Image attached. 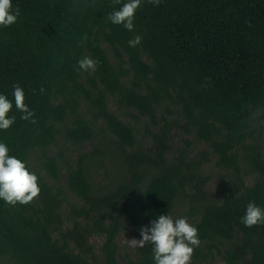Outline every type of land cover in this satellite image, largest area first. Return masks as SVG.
Listing matches in <instances>:
<instances>
[{"label":"trees","instance_id":"obj_1","mask_svg":"<svg viewBox=\"0 0 264 264\" xmlns=\"http://www.w3.org/2000/svg\"><path fill=\"white\" fill-rule=\"evenodd\" d=\"M12 4L21 15L0 28V94L13 101L16 121L0 142L41 191L27 206L0 200V264H120L123 222L139 240L142 227L172 216L182 200L201 241L192 264L216 254L226 264H264V226L241 223L249 202L264 208V0H142L132 31L107 19L121 6L112 0ZM137 35L141 43L129 47ZM85 56L98 60L94 73L78 70ZM17 84L35 125L15 109ZM130 112L146 120L148 147L124 121ZM97 139L123 170L105 187L93 159L71 164L52 150ZM209 160L223 172L216 192L202 172ZM63 172L75 203L59 185ZM93 236L102 238L97 252ZM124 258L154 264L150 245Z\"/></svg>","mask_w":264,"mask_h":264},{"label":"clouds","instance_id":"obj_2","mask_svg":"<svg viewBox=\"0 0 264 264\" xmlns=\"http://www.w3.org/2000/svg\"><path fill=\"white\" fill-rule=\"evenodd\" d=\"M142 0H127L121 5V0H112L113 6L121 5L118 10L112 11L107 19L113 25H122L128 31L134 28L135 13L141 6ZM158 6L161 0H148ZM21 12L14 7L12 0H0V28H8L17 23ZM85 39H87L85 37ZM141 43V37L135 36L128 41L129 47H136ZM98 60L88 56L77 61L78 70L94 73ZM15 109L21 113L20 119L35 125V112L30 110L25 102V92L17 84L13 86ZM41 88L40 92L43 93ZM13 101L4 94H0V131H8L16 121L10 115ZM9 148L0 142V200L10 206H27L38 198L40 187L38 176L30 171L26 163L16 156L9 154ZM215 189V188H214ZM241 223L246 228L264 226V208L249 202L246 206ZM140 239H124L129 248L143 249L145 246L152 248L154 264H192L195 248L200 246L198 229L188 222L187 218L174 219L171 215H159L151 221L150 227L140 229Z\"/></svg>","mask_w":264,"mask_h":264},{"label":"rangeland","instance_id":"obj_3","mask_svg":"<svg viewBox=\"0 0 264 264\" xmlns=\"http://www.w3.org/2000/svg\"><path fill=\"white\" fill-rule=\"evenodd\" d=\"M109 108L111 111L119 114L116 105H114L113 103L110 104ZM124 121L134 125V127L136 128V135H137V139L139 140V143H141L144 147H148L151 142V139H150V133L145 129L146 120H142L138 118V116L134 112H130L126 114ZM135 122H137V124H135ZM100 125L101 123H98V126ZM103 132L105 133L101 134V137H103L105 141L109 144L110 141L113 140V137L110 134H108L106 130ZM188 139L191 140V138ZM175 143L179 144V138L175 139ZM261 144L262 147L264 148V132H262L261 134ZM66 145L67 146L65 148H62L59 145L57 150L55 148H53L52 150L54 151V153H56L57 151H59L60 153H64L65 155L64 160L61 161L69 162L71 164L80 155H86L87 162L90 159H93L94 163L92 166L95 170L94 180L96 184H98L99 186L105 187L112 185L116 183V181L122 176L123 170H122L120 158H118L114 152H112L109 148H107L105 144L101 143L99 139L94 140L90 143H86L82 147H76L70 144H66ZM203 147L204 146L201 144H198L197 146V148L200 150L203 149ZM62 164L63 163L60 162L61 168L64 167V165ZM202 172L206 177H209L210 179L207 189L209 191H214V192L219 191L222 186L221 180L223 177V172L217 168L214 161L209 160V162L203 167ZM64 174L65 173L63 172L61 175V180L59 185L64 190L65 193H69L64 183V179H63ZM68 199L71 203H75V200L73 199L71 194L68 196ZM174 210L175 211L172 215L174 219L186 217L188 222L192 224V220L190 217H188L187 214L188 209L186 207L185 200L178 202ZM133 238L138 240L135 230L129 224H127L124 227V222H123L120 233L116 239L117 258L120 264H123V261L125 259L124 258L125 254H131L132 256L135 254V249L129 248L127 244L124 242V239L131 240ZM91 243L93 244L95 252H97L102 244V238L93 236L91 237ZM209 264H226V263L220 258L219 255L216 254L214 255L213 260L209 262Z\"/></svg>","mask_w":264,"mask_h":264}]
</instances>
